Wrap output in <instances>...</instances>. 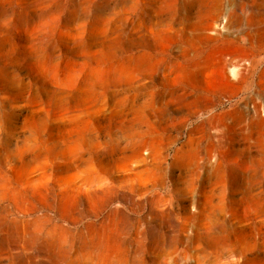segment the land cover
Instances as JSON below:
<instances>
[{"label":"rangeland","instance_id":"rangeland-1","mask_svg":"<svg viewBox=\"0 0 264 264\" xmlns=\"http://www.w3.org/2000/svg\"><path fill=\"white\" fill-rule=\"evenodd\" d=\"M53 1L7 0L0 37L22 51V12L35 22ZM62 1V31L114 14V59L144 65L110 76L100 109L60 118L17 107L1 80L24 85L33 58L0 60V264H264V0ZM65 44L33 42L58 61ZM176 64L229 78L185 82Z\"/></svg>","mask_w":264,"mask_h":264},{"label":"bare ground","instance_id":"bare-ground-1","mask_svg":"<svg viewBox=\"0 0 264 264\" xmlns=\"http://www.w3.org/2000/svg\"><path fill=\"white\" fill-rule=\"evenodd\" d=\"M6 1L0 0V12L5 8ZM62 7V0L53 1L45 9L36 7L33 12L35 22H30L32 19H29L26 11L22 12V18L17 22L19 28L17 33L21 34L26 41L22 51L16 44H10L0 37L1 61L4 59L3 61L9 63L16 62L21 58V54L34 59L33 62H29V65L21 67L27 77L26 79L21 78L25 82L24 85L19 82L18 77L16 83V80L10 78L8 72L0 71L2 82L12 85V102L17 104V107L27 110L51 109L60 118L67 115L63 112L77 113L100 109L103 106L101 94H105L101 88L107 84L110 76L117 75L120 78L118 82H127L144 65L141 63L142 59L134 60L131 57L122 61L114 59V46L110 45L114 39L106 38V34L114 35L117 31L114 26L119 23L114 25V21L113 28H106L109 20L111 22L112 18L113 20L118 18L114 19L112 17L114 14L112 16L105 14L100 9L101 11H97L88 28H82V25H79L76 27L78 30L76 33L69 34L62 31L59 24ZM0 15H3V12ZM74 18L65 17V24L62 27L71 26L72 23L77 22ZM11 19L5 22L0 21V34ZM82 21L78 20V22ZM45 33H56L58 38L66 43L65 47L70 49L72 56L65 55L62 61L55 58L51 60L37 57L38 49L34 47L33 42L39 38L40 34ZM67 42H72L73 45L69 46ZM52 55L54 57V51ZM173 74L175 79L185 82L200 80L205 83L209 82V84L226 81L229 78L226 67L222 64L217 66L201 64L192 70H186L176 64ZM31 81L37 85L34 87L35 92L28 93L27 86ZM262 84L264 91V78ZM114 86L117 85L114 84ZM262 113L261 120L264 125V109ZM43 177H31L29 182L32 186L38 185L41 188Z\"/></svg>","mask_w":264,"mask_h":264}]
</instances>
